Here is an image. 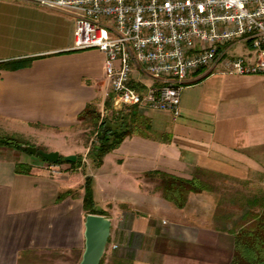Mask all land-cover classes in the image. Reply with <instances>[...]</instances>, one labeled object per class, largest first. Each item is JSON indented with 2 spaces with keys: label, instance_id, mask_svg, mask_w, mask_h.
Returning <instances> with one entry per match:
<instances>
[{
  "label": "crops",
  "instance_id": "crops-1",
  "mask_svg": "<svg viewBox=\"0 0 264 264\" xmlns=\"http://www.w3.org/2000/svg\"><path fill=\"white\" fill-rule=\"evenodd\" d=\"M75 17L0 0V62L31 60L0 71V135L82 157L80 166L62 163L53 174L47 162L0 147V264H79L87 177L99 215L112 223L102 264H230L243 217L264 203L227 194L264 192V75L205 69L184 85L178 118L134 107L151 131L127 137L96 167L79 115L88 105L107 107L109 97L113 106V92L105 54L76 49ZM233 47L234 55L247 53L244 44ZM134 79L141 88L154 85L142 72ZM21 163L29 174L16 171ZM161 174L197 179L202 190L179 207L165 198Z\"/></svg>",
  "mask_w": 264,
  "mask_h": 264
},
{
  "label": "built area",
  "instance_id": "built-area-1",
  "mask_svg": "<svg viewBox=\"0 0 264 264\" xmlns=\"http://www.w3.org/2000/svg\"><path fill=\"white\" fill-rule=\"evenodd\" d=\"M17 1L76 15L75 47L105 54L116 110L146 106L178 118L184 85L203 70L264 75V0ZM237 44L247 53L232 54ZM136 71L154 85L138 87Z\"/></svg>",
  "mask_w": 264,
  "mask_h": 264
},
{
  "label": "trees",
  "instance_id": "trees-1",
  "mask_svg": "<svg viewBox=\"0 0 264 264\" xmlns=\"http://www.w3.org/2000/svg\"><path fill=\"white\" fill-rule=\"evenodd\" d=\"M31 60H12L0 62V71H16L29 67ZM141 88V87H140ZM111 97L106 101V106L110 107ZM95 106L88 105L86 109L79 115V121L83 120L91 113V109ZM128 110V111H127ZM120 111L112 118L104 117L98 119L96 126L97 142L93 144L88 153V158L96 166L100 167L104 157L118 148L121 143L134 133H143L151 131V126L147 119L140 116L136 111L137 108H129ZM26 145L15 137L0 135V147H11L14 149L26 151L23 146ZM28 152V151H26ZM29 153V152H28ZM45 162L46 161L40 154ZM82 157L78 156L74 162L66 161V158L60 156L59 162L70 164L72 168L80 166ZM52 164V163H50ZM32 167L27 164H18L16 171L18 173L29 174ZM160 173L154 172L147 176L154 177ZM163 177V191L165 198L179 207L184 206L186 196L191 192L201 191V183L197 179L184 180L175 178L166 174H161ZM258 212H248L243 220H248L240 226L236 231L235 250L230 264H264V203ZM84 209L89 214H103L102 211L96 208L93 196V180L87 177L85 182ZM247 217V218H246ZM103 259L101 261V264Z\"/></svg>",
  "mask_w": 264,
  "mask_h": 264
},
{
  "label": "water",
  "instance_id": "water-1",
  "mask_svg": "<svg viewBox=\"0 0 264 264\" xmlns=\"http://www.w3.org/2000/svg\"><path fill=\"white\" fill-rule=\"evenodd\" d=\"M23 148L31 154H40L46 161L57 164L60 154L58 152H44L36 147L26 146ZM75 156L66 157V161L74 162ZM111 221L96 214H90L85 219V249L79 264H101L107 252V246L111 235Z\"/></svg>",
  "mask_w": 264,
  "mask_h": 264
},
{
  "label": "rangeland",
  "instance_id": "rangeland-1",
  "mask_svg": "<svg viewBox=\"0 0 264 264\" xmlns=\"http://www.w3.org/2000/svg\"><path fill=\"white\" fill-rule=\"evenodd\" d=\"M245 48H246V46H245ZM122 110H125V109L116 110L112 106V104L110 107L103 106L101 108H98L97 106H95L93 109H91V113L88 116H86L83 120H81L80 124H79V128L82 130V137L84 139V142L87 145H89L91 148L93 146V144H95L97 142V134H96L97 120L103 119L104 117L112 118L114 115L120 113V111H122ZM24 141L22 140V142L24 144H26V146L37 147V149L40 151L46 150L43 147L37 146L36 145L37 142H35L33 140H26V143ZM21 153L26 154V156L29 159H31L33 162L45 163V161L39 155H34V154L26 153L23 151H21ZM48 164L51 165L50 163H48ZM227 194L236 195L237 198H240L239 199L240 202H244L245 198L252 197V196H260L264 199V192H227ZM109 250H110V244H108V246H107V252ZM107 252H106V254H107Z\"/></svg>",
  "mask_w": 264,
  "mask_h": 264
}]
</instances>
